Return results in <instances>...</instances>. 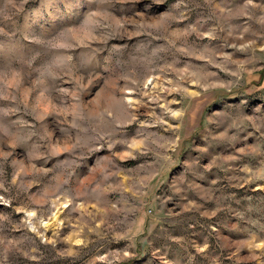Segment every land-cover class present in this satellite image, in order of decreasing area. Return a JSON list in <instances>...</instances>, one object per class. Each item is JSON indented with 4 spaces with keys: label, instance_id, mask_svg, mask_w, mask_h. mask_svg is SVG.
<instances>
[{
    "label": "rangeland",
    "instance_id": "374dc122",
    "mask_svg": "<svg viewBox=\"0 0 264 264\" xmlns=\"http://www.w3.org/2000/svg\"><path fill=\"white\" fill-rule=\"evenodd\" d=\"M0 264H264V0H0Z\"/></svg>",
    "mask_w": 264,
    "mask_h": 264
}]
</instances>
